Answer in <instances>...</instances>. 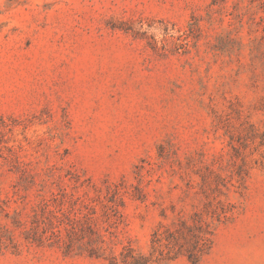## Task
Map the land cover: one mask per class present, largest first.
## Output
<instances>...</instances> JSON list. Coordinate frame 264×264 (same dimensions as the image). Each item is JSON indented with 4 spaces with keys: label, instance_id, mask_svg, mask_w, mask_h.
<instances>
[{
    "label": "rangeland",
    "instance_id": "1",
    "mask_svg": "<svg viewBox=\"0 0 264 264\" xmlns=\"http://www.w3.org/2000/svg\"><path fill=\"white\" fill-rule=\"evenodd\" d=\"M0 264H264V0H0Z\"/></svg>",
    "mask_w": 264,
    "mask_h": 264
},
{
    "label": "trees",
    "instance_id": "2",
    "mask_svg": "<svg viewBox=\"0 0 264 264\" xmlns=\"http://www.w3.org/2000/svg\"><path fill=\"white\" fill-rule=\"evenodd\" d=\"M189 259L193 262V263H197V258L198 255L197 254H193V253H189Z\"/></svg>",
    "mask_w": 264,
    "mask_h": 264
}]
</instances>
